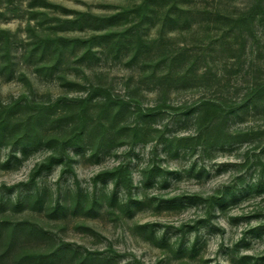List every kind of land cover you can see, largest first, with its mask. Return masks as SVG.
<instances>
[{"label":"rangeland","instance_id":"obj_1","mask_svg":"<svg viewBox=\"0 0 264 264\" xmlns=\"http://www.w3.org/2000/svg\"><path fill=\"white\" fill-rule=\"evenodd\" d=\"M262 173L264 0H0V264H264Z\"/></svg>","mask_w":264,"mask_h":264},{"label":"trees","instance_id":"obj_2","mask_svg":"<svg viewBox=\"0 0 264 264\" xmlns=\"http://www.w3.org/2000/svg\"><path fill=\"white\" fill-rule=\"evenodd\" d=\"M257 104V96L256 93L253 94L249 99H245L240 105L233 107L231 109H228L227 111H220L221 107L215 100H208L203 102V107L199 106L196 111V119L199 123V128L195 133V139L207 141L209 145H221V146H231L234 143L245 141V138H248L251 133H238V132H230L226 129H224V124L231 119V117L234 118H241L239 116H243L244 113L248 112L250 109L255 107ZM216 111V113H219L220 116L217 117V119L214 117L212 123L210 124L209 128L206 130L200 125V116L204 110L206 111ZM194 111V109H192ZM207 112V111H206ZM251 132V131H249ZM259 136L261 132L257 133ZM180 139H188L187 137H180ZM263 172V171H262ZM98 177V176H97ZM233 186L232 185H222L218 189V194L216 196L211 195L212 198H219L218 201H215V203H220L222 201H225L227 197V192L232 191L233 192ZM248 190H251V192H257L261 193L264 190V174L262 173V176H260L257 181L253 184H249L247 186ZM196 198V197H195ZM222 208V207H221ZM264 228V221H259V224H257L256 227L250 229L251 231L247 232H255L259 229ZM245 234V233H244ZM246 234L244 236H246ZM39 257L40 254L32 255Z\"/></svg>","mask_w":264,"mask_h":264}]
</instances>
